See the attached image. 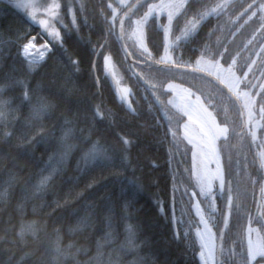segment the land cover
<instances>
[{
    "label": "trees",
    "instance_id": "16d2710c",
    "mask_svg": "<svg viewBox=\"0 0 264 264\" xmlns=\"http://www.w3.org/2000/svg\"><path fill=\"white\" fill-rule=\"evenodd\" d=\"M101 1L106 6L108 0L75 2L82 13L74 23L64 14L54 37L0 0V264H16L22 252L20 264H36L45 246L59 248L53 254L64 264H75L88 258L86 249L94 254L108 218L113 244L123 242L133 225L138 229L142 264H200L189 146L170 131L160 108L130 72L116 27L106 23L105 15L103 22L99 17ZM146 28L148 46L157 56L161 33L152 21ZM208 29L203 24L195 42L213 33ZM105 34L123 75L117 90L108 82L101 53L93 65ZM223 35L217 47L240 51L235 34L232 39ZM31 38L50 44L37 66L21 57ZM161 75L155 77L166 81ZM186 77L181 74L180 80L187 82ZM125 205L130 220L124 222ZM45 220L47 225L34 222ZM74 220L84 222L86 231H74ZM29 224L34 231L27 230ZM219 225L220 217L215 228ZM52 226L60 228L58 243L48 235ZM45 259L56 264L51 256ZM120 259L131 260V253Z\"/></svg>",
    "mask_w": 264,
    "mask_h": 264
},
{
    "label": "rangeland",
    "instance_id": "374dc122",
    "mask_svg": "<svg viewBox=\"0 0 264 264\" xmlns=\"http://www.w3.org/2000/svg\"><path fill=\"white\" fill-rule=\"evenodd\" d=\"M1 1L10 3L11 6L22 13L26 20L38 26L39 30L44 32L45 36L48 34L54 37L59 36L60 31L58 30V25L63 23L64 14H67L71 23H74L77 17L76 15L82 13L79 3H77V5H79L78 8H74L71 5L72 2H78L79 0H67L63 10L58 4V0ZM131 1L132 0L110 1L109 6L111 12L107 14H105V12L108 11L109 6H105V3L101 1L99 6L102 7V14L98 11L100 19L103 22V15H105L106 23L109 25L108 18L111 22H114L120 9ZM189 1L190 0H153L149 2L137 16L130 20L126 30V39L131 46L138 49L137 54L133 53L132 55V63L128 64L130 72L132 70L139 76H142L144 73L148 72L150 68L147 65L148 62L145 60L146 56L149 55L145 37L147 35L146 24L152 17L155 18L156 25L163 31V51L158 61L160 65L166 66V69H163L166 73H173L170 68L174 66V54L177 46L193 35L203 20L210 16L224 13L234 0H216L214 4L204 8L201 12H199V10H194L195 13L199 14L196 17L190 16L177 28L174 26V22L175 20L179 21L178 19L183 10L186 9V4ZM220 3H227V7H216V5ZM97 6L98 5H96V8ZM72 9H74V11L78 10L77 13L72 11ZM141 42L143 43V47H141ZM108 45V36L106 35L102 39L100 45L101 57L99 60L102 61V65H104L103 61L106 60L107 65L111 66L112 75L119 77V73L117 74L115 72V64L110 55L111 52L107 48ZM166 49L167 54L172 57L171 60L164 59ZM105 50L109 53L105 52ZM150 58L155 60L154 57ZM200 58L209 59L208 55H203L196 58V60ZM196 60L193 63L195 68L213 75L233 91L239 92L238 88L240 81L234 68V60L227 64H223L220 59H209L213 65H217L213 70L197 66ZM160 69L162 68H158V70ZM151 71L155 72L156 75L162 73L154 69ZM126 72L128 73L129 71ZM120 75L123 76L121 73ZM166 80L167 81L163 83V85L158 80L157 83H151L157 87V91L163 88V90L168 93L165 97L164 104L162 102L166 124L172 132L182 137L189 146L192 170L191 187L197 190V193L193 192L192 210L195 222L193 231L199 246L198 253L201 251L204 253L205 264H217L218 238L216 231L219 233L220 227H218L216 231L214 230L211 217L213 213L216 212V195L223 190L225 184L226 173L218 142L220 138L226 135L227 128L218 120L214 113V108L209 107L208 103H210V101L208 100V103H206L197 88H193L190 83L180 81L177 77H166ZM239 94L245 100L250 99V93L248 91H241ZM262 187L264 188V180ZM262 192L264 194V191ZM262 235L260 228L256 224H248L244 229L243 239L245 259H242L243 257L241 258L240 252L230 251L232 263L247 264V259L251 252L257 250L256 245L259 244ZM226 253V250L225 254L222 251L220 253V258L222 262L224 256L223 261L225 264H228V255ZM199 262L201 264L200 259ZM257 264H264V256H260L257 259Z\"/></svg>",
    "mask_w": 264,
    "mask_h": 264
},
{
    "label": "flooded vegetation",
    "instance_id": "af4514ba",
    "mask_svg": "<svg viewBox=\"0 0 264 264\" xmlns=\"http://www.w3.org/2000/svg\"><path fill=\"white\" fill-rule=\"evenodd\" d=\"M253 1L255 0H235L231 18L224 23L227 30H231L235 37L239 38L240 45H243L242 50L250 52L252 57L255 52H259L261 45L258 47L248 44L244 46V43L251 42L249 38L252 36H242L241 32L244 31L245 34L253 36L258 35L264 46V12L260 9L264 0H259L243 17H240V13ZM216 16L222 17L220 14ZM249 25L254 26L252 31H246ZM200 39L202 41L200 45H206V48L212 47L216 52L215 40H211L206 35ZM194 42L195 40L193 44ZM186 47L187 50H184L183 55L185 60H190L191 56L188 52L193 51L194 48L191 45ZM255 63L254 58L252 61L247 58L242 61L240 71L238 66L234 67L240 79L238 91H248L249 100L243 99L239 92L233 91L230 87L228 89L237 101L226 94H215L219 104L226 106L218 107V109L224 108L222 109L224 112L220 111L221 123L227 128L226 135L219 139L218 147L224 163L226 178L232 181V214L234 215L232 224L224 237V243L229 245L243 244L244 229L248 224H256L264 235L262 207L264 194L261 191L264 180V164H262L264 160V68L257 71L255 76ZM208 86L212 88L210 84Z\"/></svg>",
    "mask_w": 264,
    "mask_h": 264
},
{
    "label": "snow or ice",
    "instance_id": "6c2138e0",
    "mask_svg": "<svg viewBox=\"0 0 264 264\" xmlns=\"http://www.w3.org/2000/svg\"><path fill=\"white\" fill-rule=\"evenodd\" d=\"M216 7L226 8L227 3L217 4ZM248 7H251V5H249ZM260 9H261V12H264V3L260 5ZM34 45H35L34 38L30 39L28 42H26L23 45L21 54L25 58L31 55L32 60L30 61V65L37 66L38 64L37 59H36L37 55L36 54L33 55V51H32ZM141 47H143L142 42H141ZM35 48L39 53L38 55L39 59L43 60L46 57L47 52H45L38 45H35ZM262 49H264V46H262ZM164 59L165 60L172 59V57L167 54V49L165 50ZM196 64L197 66H202L209 70H213L217 67V65H213L209 59H203V58L197 59ZM262 164H264V160H262ZM261 191H264V188H262ZM127 208L128 206L125 205V218L123 219L124 222L130 220V214L128 213ZM161 210L163 209L161 208ZM108 220H109V223H108L107 230H110V231L106 230L104 237L100 240H97L95 244L94 254L88 255V258H87L88 264H142V260L139 255V244H137V241H139V238L137 235L138 229L134 228V225H133L132 228H129L127 237L123 242L119 240L118 243L113 244L114 240H116V237L114 236V233H113V228L111 226L110 218H108ZM27 230L34 231L32 224L28 225ZM109 245H112V247L106 248V246H109ZM256 249L257 250L252 251L250 256L248 257L247 264H257V259L260 256H264V235L261 236L259 244L256 245ZM59 251H60L59 248H57V252ZM86 251L89 252L90 249H86ZM128 253H131L132 259L131 260L127 259V260L122 261L120 257L122 255H127ZM60 255L67 256L68 253L60 252ZM198 255H199L201 264H205L204 253L201 251L198 253ZM73 256H75V254H73ZM23 259H24V255L21 254V256L17 258L16 264H20V261ZM57 264H59V261H57ZM77 264H79L78 260H77ZM152 264H156L155 260H153Z\"/></svg>",
    "mask_w": 264,
    "mask_h": 264
},
{
    "label": "water",
    "instance_id": "95a60500",
    "mask_svg": "<svg viewBox=\"0 0 264 264\" xmlns=\"http://www.w3.org/2000/svg\"><path fill=\"white\" fill-rule=\"evenodd\" d=\"M146 1L148 0H138L136 3H134L124 14L123 16L120 18L119 20V23H118V27H117V36H118V39H119V42L121 43L122 47H123V50L126 54V56L128 57V59L130 60L131 62V59H130V55L124 45V40H123V35H124V32H123V29H124V23L125 21L130 18L132 16V14L143 4L145 3ZM180 70H186V71H193V72H197L199 74H203L199 71H196V70H189V69H185V68H180ZM204 75V74H203ZM138 76V75H137ZM139 77V76H138ZM210 78V77H209ZM140 81L143 83V85L145 86L146 89L150 90L148 84L144 81V79L142 77H139ZM214 83H216L220 88L223 89L224 92H226L227 94L228 91L226 88H224L220 83H218L217 81H215L214 79L210 78ZM151 94L153 95V93L151 92ZM155 98V97H154ZM229 216H230V210H227L226 211V214H225V218H224V224H223V228H222V231H221V234H220V238H219V241H218V246H219V250L221 249V246H222V239H223V235H224V231H226L227 229V226H228V223H229Z\"/></svg>",
    "mask_w": 264,
    "mask_h": 264
},
{
    "label": "clouds",
    "instance_id": "9594fccd",
    "mask_svg": "<svg viewBox=\"0 0 264 264\" xmlns=\"http://www.w3.org/2000/svg\"><path fill=\"white\" fill-rule=\"evenodd\" d=\"M34 222H39L42 223L43 225H47V221H34ZM74 231H79L81 233L86 231V225L84 222L80 221V220H74ZM60 232V228L58 226H52L50 228V231L48 233L49 237L54 239L57 243L59 242V235L58 233ZM35 236V233H33V237ZM27 243V242H26ZM23 247V246H22ZM54 251H57V249L53 250V249H49L47 246L44 247L43 251L41 252V255L39 258H37L36 260V264H46V257L51 256L52 260L56 262L59 261V264H64L63 261H60L57 256H55L53 254ZM23 255H26V253H21ZM89 255H90V251H89ZM79 264H88L87 258L86 259H81L78 260ZM75 264H77V260L75 261Z\"/></svg>",
    "mask_w": 264,
    "mask_h": 264
},
{
    "label": "bare ground",
    "instance_id": "6f19581e",
    "mask_svg": "<svg viewBox=\"0 0 264 264\" xmlns=\"http://www.w3.org/2000/svg\"><path fill=\"white\" fill-rule=\"evenodd\" d=\"M253 28H254V26L249 25V26L246 28V31H252ZM241 35H242V36H245V37H246V36H253V35L245 34L244 31L241 32ZM221 107H226V106H221ZM222 109H224V108H219V110H220L221 112H224Z\"/></svg>",
    "mask_w": 264,
    "mask_h": 264
}]
</instances>
